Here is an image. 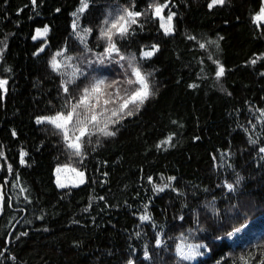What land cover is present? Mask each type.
I'll return each instance as SVG.
<instances>
[{
  "label": "trees",
  "instance_id": "trees-1",
  "mask_svg": "<svg viewBox=\"0 0 264 264\" xmlns=\"http://www.w3.org/2000/svg\"><path fill=\"white\" fill-rule=\"evenodd\" d=\"M88 3L77 17L81 0H0V79L8 81L0 89V264H259L264 233L245 245L227 236L264 214V21L254 19L262 0ZM156 3L175 13L171 35ZM125 8L144 14L109 56L99 30ZM153 45L159 51L143 58ZM135 67L155 95L109 124L115 136L86 137L82 156L53 125L37 123L66 113L103 69L121 70L106 83L119 82L124 94ZM64 165L83 171L85 183L58 187ZM180 243L204 244L207 254L182 259Z\"/></svg>",
  "mask_w": 264,
  "mask_h": 264
},
{
  "label": "snow or ice",
  "instance_id": "snow-or-ice-1",
  "mask_svg": "<svg viewBox=\"0 0 264 264\" xmlns=\"http://www.w3.org/2000/svg\"><path fill=\"white\" fill-rule=\"evenodd\" d=\"M170 2V0H169ZM33 5H35L36 0H32ZM225 0H211L208 5L212 8L215 5H223ZM89 7L88 0H81V7L77 10V13H73L74 16L78 17L79 13H83ZM154 12V15L158 17L161 21L160 27L164 30L165 35H171L174 31L173 28V18L175 13L169 12L167 18L162 15L168 4H153L150 6ZM134 8V5H133ZM144 13L140 11H135L133 9L125 8L122 14L116 15L111 20L105 19L103 24L106 27H102L99 30L100 37L107 41V47L105 52L107 55L111 56L112 53L119 54L120 49L117 47L115 38L119 37L121 39L127 37L130 34V30L133 25L138 23V18ZM255 21L260 22L264 20V8H262L258 15L255 16ZM77 23H73V28H77ZM86 34L90 33L91 29L83 30ZM49 29L45 27L43 30H37V37L46 36ZM194 39V37L192 38ZM218 46V45H217ZM6 47V46H5ZM205 47V45H201ZM40 52L44 51V48L39 49ZM159 51L158 45H153L152 50L142 51L141 55L143 58H151L156 52ZM3 49H0V56H2ZM61 55V53H57ZM121 60L127 59L123 55L120 56ZM132 59L135 60V55L133 54ZM256 61L253 60L252 63ZM218 63V62H217ZM51 67L54 71H59L61 68L60 62L53 57L51 61ZM10 71V69H9ZM225 69L222 65L219 66L216 72L217 77H222L224 75ZM134 80H128L126 83L128 85H138L131 91L127 89L124 90V94H121V89L118 87L119 82L106 83L104 79L96 80L90 86L84 87L82 90V95L78 98L76 103L66 104L68 111L60 112L54 116H45L37 119V123L47 122L53 125L62 134L64 141L66 142L67 148L74 150V154L77 156H82L84 139L87 137L89 140L92 135L97 132L105 137L115 136L116 132L109 130V124L119 123L120 120L126 118L127 116H132L134 112H139L144 103L155 93L152 90V86L148 80V76L143 74L138 67L133 68ZM148 75H151L150 73ZM8 81L6 79H0V89L7 91L6 85ZM196 87V85H192ZM108 89H114V91L109 92ZM65 93L69 92L68 84L65 83L63 87ZM109 105H116L115 107L109 108ZM82 110V111H81ZM111 113L108 115V113ZM114 117L118 119H113ZM171 137L168 138L164 143H170ZM255 143V141H251ZM264 152V148L260 149ZM27 153H22L21 163H24L23 156ZM9 171H11V166H9ZM57 172V184L59 187H67V184L63 182L59 174L61 172H71L78 178V184L84 183V172L79 171L75 167L70 165H64L63 167H58ZM175 177H169V180H174ZM151 181V178H149ZM75 185V186H78ZM169 185H164L163 187L156 186V191L163 192ZM229 190L233 189L232 184H228ZM103 199V197H101ZM3 212V194L0 193V213ZM143 220H148L147 215L142 217ZM20 235H27V233H21ZM159 243V242H158ZM197 247H200L197 245ZM197 253L191 252L186 253L182 248L179 250V255L182 259H191ZM147 255V254H146ZM243 264H249V261L241 257ZM259 264H264V260H261Z\"/></svg>",
  "mask_w": 264,
  "mask_h": 264
},
{
  "label": "rangeland",
  "instance_id": "rangeland-1",
  "mask_svg": "<svg viewBox=\"0 0 264 264\" xmlns=\"http://www.w3.org/2000/svg\"><path fill=\"white\" fill-rule=\"evenodd\" d=\"M162 15L165 18H167V15H165L164 10L162 12ZM173 28H174V26H173ZM43 29H37V30H43ZM37 30H36V33H37ZM36 33H35V36H36ZM44 37H46V36L37 37V38H35V40L40 39V38H44ZM150 50H152V48L151 49H147L145 51H150ZM120 72H121L120 69H116L115 71L112 72V74L113 75H119ZM112 74H111V72L106 71V70L103 69L98 74V76L96 77L94 82L96 80H99V79H104L105 81H107L108 78H110L112 76ZM116 78L117 77H115V79ZM127 79H129V78H127ZM134 79H135V77L131 76V80H134ZM129 86H131L130 90L134 89L135 87H138V85H135V84L128 85L127 83H125V89L129 88ZM121 94L123 95L122 92H121ZM58 167H63V166H58ZM79 171H81V170H79ZM59 177H60V179L63 182H65L67 184V187H77L75 185L78 184V178L73 173H71V172H61L59 174ZM55 178H56V183H57V172H56V170H55ZM85 181H86V175L84 173V183H85ZM84 183L78 184V186L83 185ZM67 187H64V188H67ZM262 233H264V214L260 215L259 217L255 218L254 220L250 221L245 226L241 227L237 232L228 235L227 239L233 245H245V244L253 241L254 239H257ZM197 245H199L200 247H197ZM179 248L180 249L182 248L186 253H191V252L197 253L196 255L193 256V258L188 259V260H192L194 262L199 260L200 258L204 257L207 254V248H206V246L204 244L180 243L179 244Z\"/></svg>",
  "mask_w": 264,
  "mask_h": 264
},
{
  "label": "water",
  "instance_id": "water-1",
  "mask_svg": "<svg viewBox=\"0 0 264 264\" xmlns=\"http://www.w3.org/2000/svg\"><path fill=\"white\" fill-rule=\"evenodd\" d=\"M262 4H263V8H264V0H262ZM262 21H264V20H262Z\"/></svg>",
  "mask_w": 264,
  "mask_h": 264
}]
</instances>
